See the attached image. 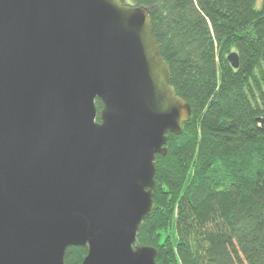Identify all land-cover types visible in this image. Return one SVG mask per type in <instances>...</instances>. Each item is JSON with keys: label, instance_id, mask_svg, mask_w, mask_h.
<instances>
[{"label": "water", "instance_id": "1", "mask_svg": "<svg viewBox=\"0 0 264 264\" xmlns=\"http://www.w3.org/2000/svg\"><path fill=\"white\" fill-rule=\"evenodd\" d=\"M170 81L147 9L0 0V264H65L71 247L158 264L137 236L156 158L193 112Z\"/></svg>", "mask_w": 264, "mask_h": 264}, {"label": "trees", "instance_id": "2", "mask_svg": "<svg viewBox=\"0 0 264 264\" xmlns=\"http://www.w3.org/2000/svg\"><path fill=\"white\" fill-rule=\"evenodd\" d=\"M119 1L148 10L170 84L193 109L156 158L137 245L158 264H264V0ZM87 254L71 247L65 264Z\"/></svg>", "mask_w": 264, "mask_h": 264}]
</instances>
